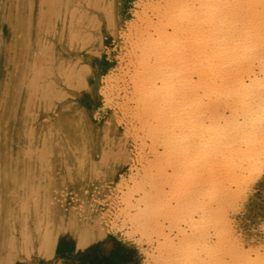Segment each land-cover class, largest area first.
<instances>
[{
	"label": "bare ground",
	"instance_id": "bare-ground-1",
	"mask_svg": "<svg viewBox=\"0 0 264 264\" xmlns=\"http://www.w3.org/2000/svg\"><path fill=\"white\" fill-rule=\"evenodd\" d=\"M260 184L264 0H0V264L117 231L137 189L158 264H264L234 218Z\"/></svg>",
	"mask_w": 264,
	"mask_h": 264
},
{
	"label": "rangeland",
	"instance_id": "rangeland-1",
	"mask_svg": "<svg viewBox=\"0 0 264 264\" xmlns=\"http://www.w3.org/2000/svg\"><path fill=\"white\" fill-rule=\"evenodd\" d=\"M152 11L155 14L153 13L152 15ZM149 14L151 15L152 20H158V17H156L158 14L154 10L151 9L149 11ZM151 32L153 33L152 30ZM129 55L130 54H119V66L121 70L123 69V76L120 78V85L121 89L124 90V93L127 94V106H130L129 109L131 108V111L135 112L139 109V106L141 105H139V103H141L140 99L136 98V96L133 95L135 91V84L132 75L134 76V72L136 70V68L134 67H136L135 64H137L138 54H133L130 56ZM132 58L133 61L131 62ZM128 72L129 75L127 74ZM135 99L138 102H135ZM136 107L138 108L134 109ZM133 120L134 123L140 127L141 121L138 122L140 119L134 118ZM150 139L151 137H147V142L149 143V146H146V143L144 150L147 154V157L150 156L149 159H153L152 152H149L150 145L152 143ZM159 148L162 151V146ZM147 152H149L150 154ZM139 163H137L133 167V172L138 176V180L141 181L143 177L142 175L144 173V167L142 166H145L147 163ZM122 180L119 186V194L121 196H123V194H126V185H128L132 181V179L130 177L125 176ZM136 191L132 192L131 205L126 206V204H124L123 202H120L118 204L119 216L117 214L114 217L117 219H115V223L116 221L119 223V228L117 231L100 234L97 237L87 239L83 242L77 241V239H75L72 234L67 235L65 237V240H63V242L59 244V250L57 251L58 258L55 261L56 264H158L157 261H154L156 260V258L153 257V254L155 253L154 255H156L157 253L156 249L158 248L159 244V236L157 237V235H154L152 237L153 240L148 241L147 237H142L137 233L136 229L134 228L135 224H133L134 222L131 220L132 216H137L138 206L136 207V205L141 204L140 200L142 194L141 192H139V189H137ZM121 209H124V212L122 211L123 213L121 212ZM241 210H239L240 212H236V214L234 215L236 223L243 226L248 233L252 234L255 232L257 235L264 238V233L261 230V225L264 224V184H260L256 187L254 199L251 200L245 207L241 208ZM175 234H177L176 230L173 231L171 234L172 239H176L175 237H177V235ZM142 239L146 240L143 241ZM174 241L178 242V238ZM160 263L164 264L162 262ZM40 264H49V262H47L46 260H42Z\"/></svg>",
	"mask_w": 264,
	"mask_h": 264
}]
</instances>
